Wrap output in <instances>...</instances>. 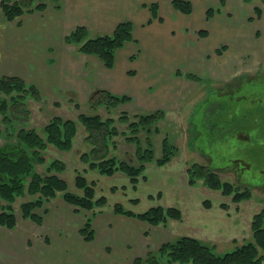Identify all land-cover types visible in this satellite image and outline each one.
<instances>
[{
	"label": "rangeland",
	"instance_id": "rangeland-1",
	"mask_svg": "<svg viewBox=\"0 0 264 264\" xmlns=\"http://www.w3.org/2000/svg\"><path fill=\"white\" fill-rule=\"evenodd\" d=\"M41 1L46 3L44 9L31 15H21L14 22L7 23L0 17V64L6 69L1 68L0 76H19L25 83L33 84L38 91V99H26L30 110L28 125L42 132L43 124L51 116L75 120L80 112H91L88 98L99 89L130 99L128 94L132 91L129 88L135 84L137 89L142 88L140 99H147L144 103L147 107L143 106L138 111L127 101L118 105L123 112L118 109L106 111L101 107L98 114L103 118L108 116L117 119L122 113L134 117L160 109L164 114L157 123L160 132L152 135L155 156H160L161 141L165 136L173 141L177 151L163 165L154 163L160 172L158 176L148 170L147 181L139 183L140 176L136 183L131 182L133 186L139 183L138 188L133 191L139 197V203L133 206L125 201L124 206L137 213L145 211L149 203L146 195L151 192H155L153 201L156 200L165 208L176 207L166 201L177 202L179 193L202 197L200 202L204 209L209 208L206 202L210 204L211 200L219 199V205L229 220H232L228 227L231 226L230 230H238L235 232V241H207L213 245L214 252L222 254L248 240L251 219L256 213L247 215L244 212L250 211V202L253 201H257L261 209L264 206V13L262 17V13L260 16L254 13V7L260 4L259 0H186L192 6L189 14H182L183 12L173 7L178 15L166 10L164 13L162 10L163 12L159 11L160 14L156 13L157 16L150 11L151 5L156 6V0H130V16H126L124 8H119L117 12L122 16L115 17L113 25L103 22L105 18L93 13L99 6L96 0H82V15H78V0L76 3L75 0H58L61 8L58 13L55 12L58 8L54 7L52 1ZM171 2L172 0L166 1L169 8ZM68 8H72L71 12H77V15L64 16L65 9ZM209 9L212 13L207 16ZM60 16V22H55ZM153 18H157V23L160 24L159 38H154L153 35ZM121 21L132 23L133 40L116 51L111 68H106L97 56L81 53L78 46L68 42L64 44L63 41L60 43L76 25H83L87 29V37H94L110 33ZM168 26L171 29L169 41L165 40L166 35L161 32V28ZM35 44L36 55L32 49ZM39 44L43 45L41 49H38ZM141 44L144 46L141 47ZM31 53L33 59L37 58V63L31 59ZM141 59L146 62H136ZM136 66L142 67L141 70ZM187 74H192L197 79L188 78ZM116 124L120 134L114 137L115 147H110L111 154L129 160L135 146L125 142L124 135L121 134L127 123ZM84 134L85 132L82 135ZM139 134L143 136L144 133ZM82 149L85 151V143ZM46 157L48 160L52 159L47 149ZM174 159L177 164L180 161V167L172 166L171 160ZM133 160L131 162L136 163ZM193 162L209 166L222 181L240 188L249 187V201L244 199L234 202L230 195H223L218 190L204 186L202 179H196L195 184L188 183L186 170ZM150 163L153 162L146 164ZM40 167H37L39 171L42 170ZM45 167L46 165L43 168ZM98 176H101L97 180L99 182L93 184L94 196L98 198L105 195L109 206L122 201L123 193H111L108 189L109 185L116 184L113 183L116 181L115 175L109 177L99 173ZM66 184L67 189L72 192L75 185L69 188L67 182ZM95 185L97 186L94 187ZM120 190L124 188L118 186V191ZM129 192L132 190L129 189ZM60 198L61 193H57L52 201L44 202L34 209L41 215L39 223L25 218L36 225L42 224L45 219L42 229H35V225L32 227L34 239L31 244L38 242L40 247L36 246L32 255L28 250L27 264H32L33 261L34 264H87L92 246L97 249L98 242L90 243L94 238L93 222L96 221V215L92 218V211L76 208L64 201L69 205L66 206L69 209H65ZM25 199L26 196L19 197L13 203L16 221L18 216H22L19 204ZM55 199L57 200L53 201ZM95 210L96 207L93 211ZM103 213L107 214L106 211ZM88 217H91L90 228L93 234L92 239L86 240L79 230ZM234 220L238 222L233 224ZM182 223L180 210L179 219L169 218L165 224H148L151 230L155 227L162 228V243L187 235L181 230ZM239 227L243 228L242 231ZM2 228L0 233L7 235L10 234L7 231L13 227ZM6 241L7 238L0 235L1 262L10 258L11 245L8 246ZM161 243H157L154 249H146L144 255L157 249ZM31 244L29 245L32 246ZM5 245L7 248H3ZM24 251L22 250L23 253ZM163 264L167 263L163 261Z\"/></svg>",
	"mask_w": 264,
	"mask_h": 264
},
{
	"label": "trees",
	"instance_id": "trees-1",
	"mask_svg": "<svg viewBox=\"0 0 264 264\" xmlns=\"http://www.w3.org/2000/svg\"><path fill=\"white\" fill-rule=\"evenodd\" d=\"M50 1L55 8H60L58 0ZM259 2L260 4L254 7L256 16H260L264 9V0ZM171 4L183 13H189L192 8L191 3L186 0H172ZM45 7L46 3L41 0H0V17L5 21H12L23 14L40 11ZM150 7L151 13L155 16L156 6ZM210 13L212 10H207V16ZM131 30L130 21H121L110 33L87 37V29L83 25H76L64 40L78 46V50L84 54L97 56L106 68H111L116 51L133 40ZM186 77L197 79L192 74H187ZM37 92L33 84L25 83L19 76H0V225L2 226L11 228L15 226L13 203L19 197H27L19 204L22 217L36 223L41 221V215L34 209L50 201L57 193H61L66 203L92 211L91 215L95 213L93 211L95 207L106 204L104 196L94 199V182L89 184L81 173H77L75 185L82 190V194L70 192L66 181L58 175L65 169V165L60 160H48L46 157V149L49 145L62 151L72 149L78 125L82 126L85 132L83 143L86 144V150L79 154L80 161L86 163L88 169H94L100 174L112 175L115 172H122L133 184L143 173L146 163L163 165L177 151V147L165 136L161 141V154L159 157L155 156L152 135L160 132L157 123L164 115L160 109L134 117L122 113L117 119L100 116L97 112L100 107L109 111L129 100L127 96L115 95L103 89L92 92L88 98L87 103L91 112H80L75 120L52 116L42 126V132H39L28 125L30 110L26 104L28 97L38 99ZM117 122L127 123L126 129L121 134L124 135L125 142L135 146L129 160L118 158L110 151V147H115L114 137L120 134ZM139 133L144 134L141 136ZM132 160L136 163L131 162ZM45 165L46 167L43 168ZM39 166L42 167L41 171L37 169ZM186 171L188 183L195 184L196 179H202L204 186L218 190L223 195H230L234 202L251 197L249 187L240 188L230 182L222 181L217 172L207 165L193 162ZM206 206L210 207V204L206 202ZM112 209L115 213L136 217L154 225L165 224L169 218H180V210L176 207L165 208L157 205L135 213L116 203ZM91 217L86 219L79 230L86 240L92 239ZM213 248V245L207 241L180 235L162 242L157 249L149 251L143 257L134 258L129 264H163V261L167 264L172 262L264 264V206L251 219L248 240L236 244L233 249L222 254L214 252Z\"/></svg>",
	"mask_w": 264,
	"mask_h": 264
},
{
	"label": "crops",
	"instance_id": "crops-1",
	"mask_svg": "<svg viewBox=\"0 0 264 264\" xmlns=\"http://www.w3.org/2000/svg\"><path fill=\"white\" fill-rule=\"evenodd\" d=\"M74 1V0H73ZM99 4V6L96 7L95 12H93L96 16H100L105 18L103 22L111 23L113 25L114 18L115 17H121L120 13L117 12L119 8H124L126 11V16H130L132 6L130 4V0H96ZM167 0H156V13L159 11L165 13V10L168 11V13L172 12L173 15H178L176 13V10L171 5L170 8L166 4ZM170 2V0H168ZM79 8L78 15H82V0H78ZM76 3V0L75 2ZM170 5V3H169ZM72 9V8H71ZM71 9H65L64 16L67 14H72L74 16L77 15V12L73 14L71 12ZM61 10V8L55 9V12L58 13V11ZM158 10V11H157ZM163 10V11H162ZM99 11V12H96ZM36 12V11H34ZM38 12V11H37ZM130 12V13H129ZM33 13V12H32ZM181 13V12H180ZM264 11L262 12L261 17L263 16ZM184 14V13H182ZM189 14V13H188ZM187 14V15H188ZM26 15V14H23ZM31 15V13H29ZM157 16V15H156ZM22 17V16H20ZM18 17V18H20ZM17 19V18H16ZM62 17L60 16L55 22H60ZM154 19V18H153ZM152 19V20H153ZM15 20V19H14ZM12 21H5L7 23L14 22ZM156 21V22H155ZM157 18L151 21V24L154 23L155 26H153V35L154 38L157 36L159 38L160 35V24L157 23ZM111 25V26H112ZM153 25V24H152ZM50 28V27H49ZM113 29V28H112ZM111 29V30H112ZM159 32V33H158ZM162 34L165 33L166 37L165 40L169 41V35L171 32L170 26L166 28H161ZM66 44L67 42L63 39L60 41V43ZM72 43H70L71 45ZM74 45V44H73ZM42 44L38 45V49L42 48ZM144 44H141V47H143ZM36 44L32 49H34V54L36 55ZM82 53V52H81ZM31 53V59L37 63V58L33 59ZM39 54L37 55V57ZM31 60V61H32ZM30 61V62H31ZM137 63H144L146 62L145 59H141L140 61H136ZM4 69L2 64H0V70ZM137 69L141 70L140 67L136 66ZM135 68V69H136ZM6 70V69H4ZM138 77H141L138 76ZM135 89V90H134ZM130 91H132L131 94H128L130 96V99L128 102L132 104L133 107H135L138 111L142 110L141 108L147 107L145 102L146 100H141V93L142 88L137 89L135 87V84L130 85L129 88ZM145 95V94H144ZM146 96V95H145ZM160 99V98H158ZM127 102V101H126ZM139 105V106H138ZM121 106V105H120ZM151 106V105H150ZM101 108V107H100ZM103 108V107H102ZM105 109V108H103ZM120 110L119 107L115 108ZM112 109V110H115ZM106 110V109H105ZM122 111V110H120ZM123 112V111H122ZM52 117V116H51ZM50 117V118H51ZM108 117V116H106ZM49 118V119H50ZM48 119V120H49ZM47 123V122H46ZM45 123V124H46ZM44 126V124H43ZM158 127V124H157ZM159 128V127H158ZM83 132L80 125H78V129L76 132V135L73 139V148L67 151H62L59 149H56L54 146H48L47 153L52 159L60 160L64 163L65 169L62 173L58 174L61 177H64L65 181L68 183L69 188L71 185H75V177L77 173H82V175L86 178L88 182H99L97 180H100L99 178L102 176H98L99 173L94 169H88L86 163L80 161L79 154L83 152L82 145H83ZM1 140V139H0ZM3 141V139H2ZM1 143V141H0ZM173 143V141H172ZM86 150V149H85ZM176 159V158H175ZM171 160L172 166L174 167H180V161L179 163H175L176 160ZM156 166L154 163L145 164L144 172L141 174L139 183L142 181H147L146 172L153 171L156 173V176L160 174L159 170L155 168ZM122 172H115L113 175H115V182L116 184L109 185L108 189L109 192L115 193V192H121L123 193L121 195L122 201L116 202L121 204L125 209L133 211V209H130V207H125L124 202H128L129 204H132L133 206L137 205L139 203L138 199L139 197L135 196L133 191H135L138 188V184H135L133 186L130 182V179L124 174L122 175ZM113 175H107L109 177ZM158 181L161 182V179L158 178ZM70 184V185H69ZM98 184V183H97ZM95 185L94 187H96ZM118 186L121 188H124V190L118 191ZM195 188V186L193 187ZM132 190V192L128 193V190ZM158 189V188H157ZM127 191V192H126ZM159 191V190H158ZM157 191V192H158ZM72 192L76 194H81L82 191L76 187V185L73 187ZM155 192H151L147 194V199H149L148 207H152L154 205H160L156 200L153 201V194ZM191 194V193H190ZM106 198L105 195H101ZM109 196V194H107ZM177 202L173 203V201H166L167 204L175 205L182 211V231L190 236L199 238L204 241H235L236 236L235 232L238 230L237 228L235 230H230V227H228V224H231L232 220H229L227 217L226 212L221 208L219 205L220 200L216 199L215 201L211 200V206L207 209H204L201 205V199L202 197H197L194 195L191 196H185L182 193L178 194ZM190 197V198H189ZM96 196H94V199ZM209 198V197H208ZM63 204V207L66 209L69 206L64 202L62 198H60ZM210 199V198H209ZM57 199L53 200L56 201ZM106 198V202H107ZM52 201V200H51ZM249 201V199L247 200ZM252 201V200H251ZM219 202V203H218ZM115 203V204H116ZM250 211L246 210L247 215L248 214H254L259 212V203L257 201L250 202ZM113 206H109L105 204L101 207H96L95 213L92 215H96V221L93 222V229H94V238L91 240L90 243L95 242L97 244V249H95L93 246L92 252H89V258L87 261V264H128L130 263L135 257L139 255H144L146 252V249L156 248L157 243H161V240L164 238L163 235H161L160 230L161 227H155L151 230L150 225L136 217H132L129 215H124L121 213H115L113 211ZM69 209V208H68ZM242 209V208H241ZM77 211V210H75ZM106 211V215H103ZM134 212V211H133ZM137 213V212H135ZM62 216V215H61ZM249 217V216H248ZM61 220V217L58 216ZM16 225L9 229L7 235L1 234V236H4L7 238L8 246L11 245V250L9 252L10 258L6 262H1L0 264H27L29 260L28 250L30 255H32V252L36 246L40 247V244L37 242L36 244H31L34 239V225L37 227L35 229H42L41 226L43 222H45V219L42 220V224L36 225L32 222H29L25 218H22V216L17 217ZM238 220H234L233 224H236ZM3 227V226H2ZM0 228L3 230V228ZM239 229L242 231V227H239ZM79 237V236H78ZM80 238V237H79ZM82 238V237H81ZM81 241V240H80ZM25 242L26 244H23ZM76 242V241H75ZM1 244V242H0ZM31 244L32 246H30ZM149 247H148V246ZM30 246V247H29ZM19 247V249H18ZM3 248H7L6 245L3 246ZM26 248V251L24 249ZM24 251V253L22 252ZM35 261L32 262L34 264ZM64 264V262H62Z\"/></svg>",
	"mask_w": 264,
	"mask_h": 264
},
{
	"label": "flooded vegetation",
	"instance_id": "flooded-vegetation-1",
	"mask_svg": "<svg viewBox=\"0 0 264 264\" xmlns=\"http://www.w3.org/2000/svg\"><path fill=\"white\" fill-rule=\"evenodd\" d=\"M132 28H133V25H132Z\"/></svg>",
	"mask_w": 264,
	"mask_h": 264
}]
</instances>
